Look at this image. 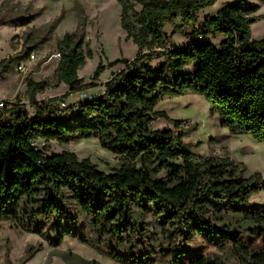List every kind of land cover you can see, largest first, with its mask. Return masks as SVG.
Segmentation results:
<instances>
[{
    "label": "trees",
    "instance_id": "trees-1",
    "mask_svg": "<svg viewBox=\"0 0 264 264\" xmlns=\"http://www.w3.org/2000/svg\"><path fill=\"white\" fill-rule=\"evenodd\" d=\"M117 1L126 40L138 53L110 63L124 66L104 83L103 95L79 101V112L74 105L61 109L55 103L63 99L38 101L46 85L29 79L35 113L20 102L0 108V221L46 235L52 244L69 236L98 251L106 247L121 264H153L166 256L165 264H220L192 247L197 238L229 244L241 264H264V205L250 204L251 195L264 189L262 175L244 177L228 157L188 150L190 130L175 131L181 120L173 121L174 129L153 128L167 118L155 110L161 100L195 93L231 133L264 143V38L254 39L251 29L257 5L226 2L201 20L199 12L217 0ZM168 25L186 36L182 46L171 42ZM217 34L223 37L218 43L207 40ZM57 48L55 74L67 95L94 87L78 77L93 57L84 30L66 33ZM32 50L2 59L0 78L8 63ZM104 68L99 64L94 80ZM92 137L119 157L118 169L106 173L73 151L48 154L40 147ZM70 256L72 264L84 262Z\"/></svg>",
    "mask_w": 264,
    "mask_h": 264
},
{
    "label": "rangeland",
    "instance_id": "rangeland-1",
    "mask_svg": "<svg viewBox=\"0 0 264 264\" xmlns=\"http://www.w3.org/2000/svg\"><path fill=\"white\" fill-rule=\"evenodd\" d=\"M230 1L236 0H217L215 5L200 11L199 18L203 20L216 14ZM244 1L257 5L256 20L251 26L252 37L263 39L264 0ZM120 12L117 0H0V62L8 56L25 54L33 47L31 53L35 55L33 59L26 57L6 65L0 78V99L23 103L33 115L35 109L27 96V82L32 79L46 85L45 90L37 95L38 101L44 103L59 98L66 105H73L79 99L78 93L74 97L73 94L68 96V86L57 82L55 71L58 60L51 59V56L59 53L57 43L66 33L81 29L93 57L88 58L79 69L78 77L85 83H95L94 87L85 90L89 94L101 92L104 83L124 66V63L112 66L110 63L131 60L138 53V47L132 40H126V33L120 25ZM166 31L176 46H182L187 40L181 33L174 34L170 25L166 26ZM222 38L217 34L207 40L216 44ZM21 63L26 64V74L18 69ZM99 64L105 68L98 80H94ZM155 110L164 112L167 118L154 121V129H174L173 121L181 120L175 131L190 130L184 138L188 150L202 156L228 157L239 163L244 177L259 172L264 178V143L249 134L231 133L227 126L222 125L219 113L213 110L203 95L187 93L166 98L156 105ZM44 145L48 154L70 150L79 158H89L106 173L113 172L122 164L116 154L100 146L94 137L75 139L69 143L40 142V147ZM250 204L264 205V189L251 195ZM156 233L160 235V230ZM85 234L91 237L88 227ZM191 245L220 264H241L235 249L229 244L212 245L205 238H197ZM261 246L258 241L256 248ZM70 254L82 257L84 262L80 264H121L110 257L106 247L98 251L69 236L59 245L52 244L46 235L26 232L12 221H0V264H72L76 260ZM167 259L168 256L157 257L153 264H165Z\"/></svg>",
    "mask_w": 264,
    "mask_h": 264
},
{
    "label": "built area",
    "instance_id": "built-area-1",
    "mask_svg": "<svg viewBox=\"0 0 264 264\" xmlns=\"http://www.w3.org/2000/svg\"><path fill=\"white\" fill-rule=\"evenodd\" d=\"M35 55L33 53H31L30 57L29 58H34ZM61 58V54L60 53H56V54H53L51 56V59H57L58 61L60 60ZM19 71H21L23 74H26L27 72V67H26V64L24 63H21L18 67ZM105 92L104 90V87H103V90L101 92H98V93H88L87 91L83 90V91H80L78 93V100L73 104L74 107H73V110L75 112H79L80 111V104H79V101H96L101 95H103ZM43 103V102H41ZM12 104L13 102H10V101H6L5 99H0V108H11L12 107ZM55 105H57L59 108L61 109H65L67 108L69 105H66L65 101L63 102H57L55 103ZM72 115L71 111H67L65 112V117L66 118H70Z\"/></svg>",
    "mask_w": 264,
    "mask_h": 264
},
{
    "label": "water",
    "instance_id": "water-1",
    "mask_svg": "<svg viewBox=\"0 0 264 264\" xmlns=\"http://www.w3.org/2000/svg\"><path fill=\"white\" fill-rule=\"evenodd\" d=\"M44 149L46 148V145H44V147H43Z\"/></svg>",
    "mask_w": 264,
    "mask_h": 264
},
{
    "label": "crops",
    "instance_id": "crops-1",
    "mask_svg": "<svg viewBox=\"0 0 264 264\" xmlns=\"http://www.w3.org/2000/svg\"><path fill=\"white\" fill-rule=\"evenodd\" d=\"M108 81V80H107ZM73 97L75 96V95H72Z\"/></svg>",
    "mask_w": 264,
    "mask_h": 264
}]
</instances>
